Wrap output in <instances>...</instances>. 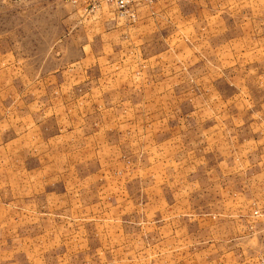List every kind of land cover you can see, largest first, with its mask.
Masks as SVG:
<instances>
[{"label": "rangeland", "instance_id": "rangeland-1", "mask_svg": "<svg viewBox=\"0 0 264 264\" xmlns=\"http://www.w3.org/2000/svg\"><path fill=\"white\" fill-rule=\"evenodd\" d=\"M248 1L253 2L255 10L247 7ZM134 6L135 19L131 22L105 6L85 14L67 0H0V56H5L3 67H7V72H16L11 77L21 72L28 86L35 87L38 82V85L53 87L52 75L63 72L70 63L77 66L75 61L80 57L92 55L97 61L81 64L86 66L85 70L81 68L82 73L91 70L93 76L112 79L107 94L92 92L87 96L68 93L66 87H59L58 94L40 95L48 101L63 103L70 99L74 102L68 118L65 110L59 114L71 126L65 137L72 139L63 140L58 149L45 142L40 154L32 153L27 181H22L20 191L25 210L19 204L12 205L14 214H22L13 216L17 221L14 224L25 234L36 236L33 244L106 247L112 251L108 252L109 264L135 263V246L148 244L149 237H153V226L160 224L163 231L161 222L149 221L150 215L163 214L165 199L170 195L180 196L175 183L178 186L185 179L179 174L160 173L158 166L163 158L148 156V134L153 132V127L123 125L110 130L106 141L102 139V131L84 140L85 133L77 131L75 135L71 133L72 128H79L84 115L98 114L97 106L104 98H108L109 108H114L112 99L121 97L131 109L139 95L141 117L152 114L160 119L165 118L163 105L170 102L182 105V113L186 106L208 108L212 90L225 98L229 94L228 82L233 80L234 85L247 84V89H254L255 85L264 87V61H259L258 46L255 47V42L259 45L263 41L260 35L264 33V0H139L134 1ZM119 25H135V32L121 31ZM229 25L232 27L228 29ZM218 32L240 34V37L247 33L251 43L235 48V64L226 67L230 71L227 77L199 76L212 64L210 58L207 61L206 53H210L211 40ZM121 56L127 59L122 62ZM89 66L92 69H87ZM185 66L189 70L196 68V76L189 71L182 75ZM118 71L125 74L117 78ZM147 72H151V79ZM168 72L172 73L169 81L176 83L174 86H182V92L170 94V89L165 88L169 85L167 80L164 82ZM132 73L136 78L141 77L136 80L124 77ZM255 73L263 74L261 79L255 77L258 83L253 79ZM146 80L151 81L148 84ZM132 82L150 85L149 93L142 88L140 92L131 91ZM118 84L125 86L122 93ZM27 97L30 102L35 95L29 90ZM146 97L156 99V103H151L153 110H145ZM188 111L183 113L184 118L189 116ZM39 113L49 115L45 109ZM93 124L94 131L102 130ZM163 128L156 127L161 134ZM109 144L113 146L111 149L106 148ZM57 154L61 157L54 156ZM153 163L156 165L151 169ZM164 180L171 181V184L168 181L171 188L165 186ZM217 184L220 185L215 180V187ZM257 208L264 213V207ZM253 211L247 215L251 225L259 224L264 233V219L253 216ZM52 230L60 237H53ZM230 240L224 239L226 244ZM259 258L264 256L257 254L250 260L257 264Z\"/></svg>", "mask_w": 264, "mask_h": 264}, {"label": "crops", "instance_id": "crops-1", "mask_svg": "<svg viewBox=\"0 0 264 264\" xmlns=\"http://www.w3.org/2000/svg\"><path fill=\"white\" fill-rule=\"evenodd\" d=\"M247 7L255 10L251 1ZM231 27L229 25L228 29ZM119 28L135 32V25H119ZM260 38L263 41L259 45L255 42V47L258 46L259 61H264V33ZM248 39L247 33L243 37L219 32L213 35L210 53H206L207 61L210 58L212 64L199 76L227 77L230 72L227 68L235 64V48L241 49L245 43H251ZM125 59L123 56L121 61ZM5 61V56H0V264H109L108 252L112 251L106 247L33 244L32 239L36 236L25 234L21 227H17L18 224H14L17 221L13 216L22 214H14L12 205L19 204L20 209L25 210L20 191L23 190L22 181H27L32 153L40 154L45 142L58 149L63 140L72 139L65 137L69 135L71 126L59 114L65 110L68 118L69 108L74 102L70 99L63 103L48 101L40 95L45 92L58 94L61 92L59 87H66L68 93L78 92L87 96L92 92L107 94L112 85L111 77L93 76L91 70L82 73L81 68L85 70L86 66L81 64L97 61V57L85 55L75 61L77 66L70 63L63 72L52 75L53 87H44L38 82L33 87L27 85L25 77L22 80L21 72L11 77L16 72H7V67H3ZM87 69L92 68L89 66ZM182 70L185 72H180L182 75L189 71L196 76V68L189 70L185 66ZM121 74L125 72L118 71L116 77ZM146 75L152 78L151 72ZM124 77L136 80L141 75L136 78L132 73ZM171 77V72L165 74L164 82L167 80L169 83L165 88L170 89V94L182 92L184 88L174 86L176 83L169 81ZM255 77L261 79L263 74L255 73L253 79L258 83ZM132 84L133 92H140L142 88L149 93L151 88L147 84ZM234 84L235 80L228 82L229 94L225 98L212 90L208 108L196 105L188 109L186 106L183 113L190 110V114L185 118L181 112L182 105L171 102L163 105L165 118L157 119L152 114L146 116V111L143 113L146 117H141L139 95L131 109L127 108L128 101L124 103L121 97L112 99L115 100L111 104L114 108H109L108 98H104V102L97 106L98 114L84 115L79 128H72L73 134L84 132V140H90L102 131V139L106 141L110 130L123 125L132 123L135 127H153V132L148 134V156L163 158L158 166L160 173L179 174L185 179L178 186L175 183L180 196L173 198L169 194L170 198L165 199L164 215H150L149 221L161 222L163 231L160 224L153 226V237H149L148 244L135 246V263L131 264H252L250 259L253 256H264V233L260 231L259 224L251 225L252 221L247 216L249 211L264 207V87L255 85L254 89H247V84ZM124 87L117 85L121 93ZM29 90L35 95L30 102L27 97ZM145 101V110H153L151 103H156V99L146 97ZM43 109L49 115L40 114ZM93 122L102 130L94 131ZM161 126L164 127L162 134L156 129ZM121 134L124 133L121 131ZM111 147V144L106 146L107 149ZM54 156L61 157L59 154ZM154 165L150 168L153 169ZM215 180L220 183L217 187ZM168 181L164 180L165 186L171 188ZM251 230L253 233H249ZM51 234L53 237L56 235L53 230ZM227 238H231L227 242L229 244L224 241ZM121 249L116 248L113 253ZM110 264L125 263L114 261Z\"/></svg>", "mask_w": 264, "mask_h": 264}, {"label": "built area", "instance_id": "built-area-1", "mask_svg": "<svg viewBox=\"0 0 264 264\" xmlns=\"http://www.w3.org/2000/svg\"><path fill=\"white\" fill-rule=\"evenodd\" d=\"M71 4L81 8L85 14L95 12L100 7H107L115 13L118 17L124 18L127 21H134L135 6L134 0H67ZM253 216H261L264 219V213L255 210L252 212ZM264 228V223H263ZM257 264H264V258H259Z\"/></svg>", "mask_w": 264, "mask_h": 264}]
</instances>
